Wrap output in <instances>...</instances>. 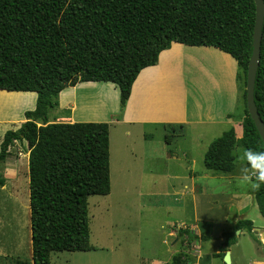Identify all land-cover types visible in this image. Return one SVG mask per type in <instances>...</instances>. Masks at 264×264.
<instances>
[{
	"label": "trees",
	"instance_id": "trees-1",
	"mask_svg": "<svg viewBox=\"0 0 264 264\" xmlns=\"http://www.w3.org/2000/svg\"><path fill=\"white\" fill-rule=\"evenodd\" d=\"M254 22V0H0V90L37 95L27 120L0 144V162L15 140L28 145L30 264H50L52 252L92 250L88 197L111 189L108 124L48 123L60 91L79 81L110 82L122 108L139 72L173 42L231 55L245 86ZM261 31L254 101L264 123V18ZM243 98L242 136L230 128L214 139L204 154L207 170L232 173L237 145L264 152L245 89ZM253 193L264 218V183ZM242 228L250 233L252 223L238 221L235 230ZM176 235L187 248L196 239L189 229ZM224 237L216 257L236 243L234 232ZM177 261L172 264H185Z\"/></svg>",
	"mask_w": 264,
	"mask_h": 264
},
{
	"label": "crops",
	"instance_id": "crops-1",
	"mask_svg": "<svg viewBox=\"0 0 264 264\" xmlns=\"http://www.w3.org/2000/svg\"><path fill=\"white\" fill-rule=\"evenodd\" d=\"M241 79L231 55L214 47L173 42L160 52L154 65L139 72L122 108L115 84L79 81L64 87L58 105L48 111V123H107L110 175L113 168L124 177L125 189L138 193L146 180L149 201L156 204L163 200L164 208L171 210L173 216L165 221L171 229L163 241L170 256L167 260L154 258L153 264H172L174 258L185 264H224L223 257L215 255L222 251L224 233L233 232L236 243L225 250L231 264H264V218L253 193L255 177L253 182L242 180V170L248 166L245 162L238 165L236 156L230 174L204 166L207 136L219 137L230 128L237 139L242 136L245 105ZM0 96H15L16 101L0 107L1 144L6 131L18 129L27 120L25 112L30 110L23 108L32 103L33 110L37 95L0 90ZM176 137L185 142L176 143ZM8 153L0 162L6 169L0 189L8 192L15 188L23 194L25 188L29 197L27 142L15 140ZM241 220L252 223L250 233L245 228L235 230ZM177 225L195 233L191 247L181 245Z\"/></svg>",
	"mask_w": 264,
	"mask_h": 264
},
{
	"label": "rangeland",
	"instance_id": "rangeland-1",
	"mask_svg": "<svg viewBox=\"0 0 264 264\" xmlns=\"http://www.w3.org/2000/svg\"><path fill=\"white\" fill-rule=\"evenodd\" d=\"M241 82L244 90L243 80ZM14 97L7 98L8 100L4 98L0 105L11 106L12 103H16ZM32 107L31 103L23 110L27 108L31 110ZM21 111L22 108L19 113ZM7 122L11 125L15 123ZM173 136L171 132V137ZM216 138L207 136L205 142L210 144ZM174 141L178 144L185 142L183 137H176ZM245 153L240 145L236 147L238 165L245 162ZM5 170L4 166H0V177ZM144 177L150 178L149 175ZM146 182L143 181L142 193L126 190L124 177L117 175L112 168L110 193L88 197L90 244L93 249L52 252L50 264H153L151 260L154 258L167 260L170 255L166 252L167 245L163 241L167 240L166 233L171 228L165 225V221H169L173 214L170 213V209L164 208L163 200L156 204L149 201ZM25 191L24 188L21 194L15 188L8 192H5L4 188L0 189V264L31 263L30 209L28 192L26 195ZM179 261L184 260L178 259L177 262Z\"/></svg>",
	"mask_w": 264,
	"mask_h": 264
},
{
	"label": "water",
	"instance_id": "water-1",
	"mask_svg": "<svg viewBox=\"0 0 264 264\" xmlns=\"http://www.w3.org/2000/svg\"><path fill=\"white\" fill-rule=\"evenodd\" d=\"M255 3V22L252 35V55L248 62L245 85V102L246 110L254 122V125L264 144V123L260 118L257 107L254 101V84L256 71L260 60V46L262 38V23L264 18V3L263 0H254ZM224 264H231L230 253L225 251L223 256Z\"/></svg>",
	"mask_w": 264,
	"mask_h": 264
},
{
	"label": "clouds",
	"instance_id": "clouds-1",
	"mask_svg": "<svg viewBox=\"0 0 264 264\" xmlns=\"http://www.w3.org/2000/svg\"><path fill=\"white\" fill-rule=\"evenodd\" d=\"M244 158L253 171L250 173L248 167L244 168L242 170V180L247 182L254 176L257 182L252 184V188L253 190H259L261 184L264 183V152H253L248 150L244 154Z\"/></svg>",
	"mask_w": 264,
	"mask_h": 264
},
{
	"label": "bare ground",
	"instance_id": "bare-ground-1",
	"mask_svg": "<svg viewBox=\"0 0 264 264\" xmlns=\"http://www.w3.org/2000/svg\"><path fill=\"white\" fill-rule=\"evenodd\" d=\"M1 97H3V96H0V101H2V102H4V100H6L7 98H1ZM4 99V100H3ZM8 100V99H7ZM1 104V103H0ZM11 104V103H10ZM10 104H8V105H10ZM3 105V104H2ZM15 107H16V105H14ZM0 107L2 108V106L0 105ZM7 106H6V104H5V108H6ZM1 108H0V110H1ZM5 108H3V112H5V111H7V112H10V110L8 111V110H6ZM8 109V108H7ZM11 110H12V107H11ZM8 114H11L12 115V113H8Z\"/></svg>",
	"mask_w": 264,
	"mask_h": 264
},
{
	"label": "built area",
	"instance_id": "built-area-1",
	"mask_svg": "<svg viewBox=\"0 0 264 264\" xmlns=\"http://www.w3.org/2000/svg\"><path fill=\"white\" fill-rule=\"evenodd\" d=\"M180 229H186V227L183 226V225H177V226H176V232H177L178 230H180Z\"/></svg>",
	"mask_w": 264,
	"mask_h": 264
}]
</instances>
